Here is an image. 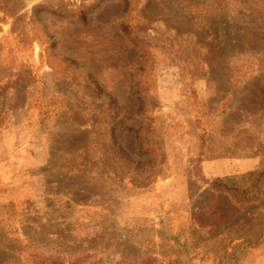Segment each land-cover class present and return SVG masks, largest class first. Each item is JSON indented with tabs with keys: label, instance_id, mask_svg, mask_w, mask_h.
I'll return each instance as SVG.
<instances>
[{
	"label": "rangeland",
	"instance_id": "obj_1",
	"mask_svg": "<svg viewBox=\"0 0 264 264\" xmlns=\"http://www.w3.org/2000/svg\"><path fill=\"white\" fill-rule=\"evenodd\" d=\"M261 224L264 0H0V264H228Z\"/></svg>",
	"mask_w": 264,
	"mask_h": 264
},
{
	"label": "trees",
	"instance_id": "obj_2",
	"mask_svg": "<svg viewBox=\"0 0 264 264\" xmlns=\"http://www.w3.org/2000/svg\"><path fill=\"white\" fill-rule=\"evenodd\" d=\"M261 172H253L250 177L251 179H255L261 176ZM225 184L222 183L221 181H218L214 183V188L219 189L220 187H224ZM254 188V185H252V189H246V190H241V189H236V193H241V194H249L252 193ZM264 243V224L260 225V230L258 233L254 234L250 238H246L242 240L240 243L236 244L235 246L232 247V251L228 257V264H239V259L240 256L248 249H255L261 247V245Z\"/></svg>",
	"mask_w": 264,
	"mask_h": 264
}]
</instances>
